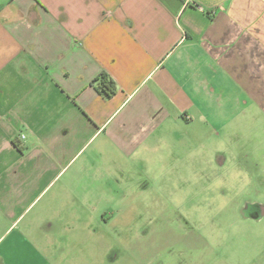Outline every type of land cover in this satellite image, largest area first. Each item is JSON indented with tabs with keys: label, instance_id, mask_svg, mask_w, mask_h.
Here are the masks:
<instances>
[{
	"label": "crops",
	"instance_id": "0c3cea01",
	"mask_svg": "<svg viewBox=\"0 0 264 264\" xmlns=\"http://www.w3.org/2000/svg\"><path fill=\"white\" fill-rule=\"evenodd\" d=\"M263 60L264 0H0V264H53L42 246L97 170L214 128Z\"/></svg>",
	"mask_w": 264,
	"mask_h": 264
},
{
	"label": "rangeland",
	"instance_id": "374dc122",
	"mask_svg": "<svg viewBox=\"0 0 264 264\" xmlns=\"http://www.w3.org/2000/svg\"><path fill=\"white\" fill-rule=\"evenodd\" d=\"M248 72L240 85L235 71L234 98L217 103L214 128L170 133L161 158L149 164L136 161L116 175L97 170V188L82 190L75 214L64 210L55 244L42 246L44 259L264 264V212L252 209L259 220L242 216L247 203L264 207V68ZM239 89L250 98L240 101ZM48 202L46 197L39 208Z\"/></svg>",
	"mask_w": 264,
	"mask_h": 264
},
{
	"label": "trees",
	"instance_id": "16d2710c",
	"mask_svg": "<svg viewBox=\"0 0 264 264\" xmlns=\"http://www.w3.org/2000/svg\"><path fill=\"white\" fill-rule=\"evenodd\" d=\"M97 82V80L95 81ZM97 91L106 97H113L117 93V86L110 76L102 74L99 83L96 84Z\"/></svg>",
	"mask_w": 264,
	"mask_h": 264
},
{
	"label": "water",
	"instance_id": "95a60500",
	"mask_svg": "<svg viewBox=\"0 0 264 264\" xmlns=\"http://www.w3.org/2000/svg\"><path fill=\"white\" fill-rule=\"evenodd\" d=\"M253 210H257L258 212H264V207L263 205L261 204H253V203H247L245 204L244 206V209H243V212L247 211L248 213H244L242 214V216L247 219V218H250V217H253V219H256V220H259L261 216L257 215H253V213L251 212Z\"/></svg>",
	"mask_w": 264,
	"mask_h": 264
},
{
	"label": "built area",
	"instance_id": "2783aa9c",
	"mask_svg": "<svg viewBox=\"0 0 264 264\" xmlns=\"http://www.w3.org/2000/svg\"><path fill=\"white\" fill-rule=\"evenodd\" d=\"M22 138L24 139L25 137L23 136Z\"/></svg>",
	"mask_w": 264,
	"mask_h": 264
}]
</instances>
